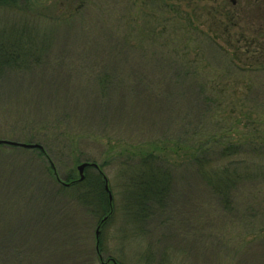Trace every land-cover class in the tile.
Here are the masks:
<instances>
[{
	"label": "rangeland",
	"instance_id": "rangeland-1",
	"mask_svg": "<svg viewBox=\"0 0 264 264\" xmlns=\"http://www.w3.org/2000/svg\"><path fill=\"white\" fill-rule=\"evenodd\" d=\"M71 12L73 26L48 24ZM10 23L53 28L54 43L43 63L0 78V140L48 148L0 145V264H264V184H242L225 208L190 165L214 134L227 145L264 133V0H15L0 32ZM101 30L132 51L134 75L123 52L102 54ZM108 61L128 64L121 82L139 95L104 99L96 77L113 81ZM154 80L158 104L142 94ZM173 81L179 94L163 95ZM147 151L175 181L144 213L131 206L138 166L126 164ZM69 174L76 192L62 189ZM100 174L111 208L101 220L89 196ZM152 179L143 195L161 186Z\"/></svg>",
	"mask_w": 264,
	"mask_h": 264
},
{
	"label": "trees",
	"instance_id": "trees-1",
	"mask_svg": "<svg viewBox=\"0 0 264 264\" xmlns=\"http://www.w3.org/2000/svg\"><path fill=\"white\" fill-rule=\"evenodd\" d=\"M14 1L15 0H0V8L8 7L14 4ZM73 15V12L69 13V15L68 13L63 15L61 14L53 19L54 22H52V24L49 22L48 24L52 27H56L59 21L63 23L64 21L69 22L72 19L71 26H73V21L76 19H81L72 17ZM8 25L9 27L7 29H2L4 32H0V78H3L15 71H28L33 66L43 63L45 61L46 55L52 47V44L54 43L52 37L53 28L48 29V26H34L32 24L16 25V23H10ZM36 28H41L42 31H38ZM99 35L103 36V39H105V45H103L105 46V49L101 51L103 55L110 54L113 56L120 55L124 57L121 54L123 52L120 49L121 47L111 46L116 45L118 40L113 41V34H111L110 30H101ZM122 48H124V46ZM131 52L123 53L125 54V58H130V69H133L132 71L134 75L136 68L135 62L137 60L133 61V54L131 55ZM128 53H130L131 57H129ZM249 53L251 52H246L247 55ZM124 60L127 61L129 59ZM108 63H110L111 68L104 67V69L112 70L113 81L112 78H109L108 74L104 72L99 73L96 77V82L97 85H99L100 90L108 91L107 94H103L104 99H108L110 102H113L112 100L119 97L121 95L120 93L124 94V92V99L133 98V95H139L140 92H138V90L141 89L137 84L132 90L129 89L128 86L127 89H125L124 83L121 82V73L124 72L126 67H129L128 64H125L123 69L114 67L113 63L110 61H108ZM165 71L170 73V68L168 67ZM117 76H119V82H114V78ZM144 83V92H142V94L146 95L145 93L152 91L151 96L148 94V98L152 104H158L159 102L154 100L157 99V93L153 92L157 90L155 80L148 82L146 81ZM174 83L178 85L177 91L176 89L174 90L166 87L164 92H167V95H163L168 96L170 93L174 92L179 94V87L181 83ZM182 84L185 85L183 82ZM122 85L123 87H121ZM193 87L196 89L195 86ZM198 93L199 92H197V94ZM207 100L212 102L211 99ZM111 112H113V110H111ZM255 134H259L260 137H242L238 143H229L227 145L222 142V135L217 136V134H214L198 144L196 151L192 153V160L190 161V165L192 167L191 172L201 176L202 179L204 178L203 180L205 181L207 187L212 191V194H214L219 199L225 208H228V206L231 204L230 201L233 200V192L242 184H264V133L261 130L256 129L254 135ZM18 141L19 140H14L13 142ZM40 146L42 148H38V153L39 156L43 157L45 155L44 151L48 150V148L43 145ZM132 153L135 154L129 155V158H132L130 161L133 162L135 160L137 162L126 164V167L137 165L139 170H137L136 173L138 175L134 176L133 179L135 194L133 196V202L131 206L132 209L142 210L144 213L148 211L151 212L154 206H158L157 204L163 205L164 200L167 199L171 194L172 184L175 181V170L165 166L168 163L166 161L163 162L160 158V155L155 154L153 151L141 152L138 154L136 152ZM99 169V171L103 173L100 167ZM50 171L52 172L51 174H56L53 169H50ZM144 176L149 177L150 180H140V178ZM155 176L160 178L159 182L160 184L162 183L161 186L157 187L155 190H152V192H150L148 195H143L141 188L147 186L145 185L147 183L153 184L154 179L152 178ZM66 179L68 182H65V185H62V189L64 191L69 193L76 192L81 189L83 181L80 182L79 177L69 174ZM94 181L95 183L93 184V187L91 186L92 189L89 191V196H94L93 199L96 205L93 207L95 211L94 213L95 216H98L99 220H101L103 215L107 216L111 213V208L106 200L107 191L103 188L104 180L101 178V174L99 175V178ZM95 208L100 211H96Z\"/></svg>",
	"mask_w": 264,
	"mask_h": 264
},
{
	"label": "water",
	"instance_id": "water-1",
	"mask_svg": "<svg viewBox=\"0 0 264 264\" xmlns=\"http://www.w3.org/2000/svg\"><path fill=\"white\" fill-rule=\"evenodd\" d=\"M0 145H12V146H18V147L32 148V149L33 148H41V146L37 145V144H25V143H18V142H13V141H9V140H0ZM88 166H90V164H88V163H83V164L78 166V171L80 174V181H82L84 179V174H83L84 169ZM106 190H108L107 186H106Z\"/></svg>",
	"mask_w": 264,
	"mask_h": 264
}]
</instances>
